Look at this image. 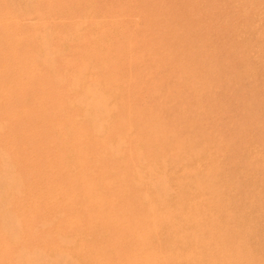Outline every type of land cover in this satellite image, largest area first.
I'll use <instances>...</instances> for the list:
<instances>
[{"label":"rangeland","instance_id":"374dc122","mask_svg":"<svg viewBox=\"0 0 264 264\" xmlns=\"http://www.w3.org/2000/svg\"><path fill=\"white\" fill-rule=\"evenodd\" d=\"M70 1L0 0V115L16 117L7 121L1 140L15 138L7 146L21 176L11 189L21 184L30 188L16 192L15 202H0L12 263L46 264L59 258L58 252L45 248L46 239L56 234V207L48 201L64 189L62 181L68 177L61 171L50 175L56 157L49 140L56 129L57 103L65 100L61 98L68 86L51 84L56 73L69 71L67 61L81 58L80 42L70 40L69 31L74 18L84 13V94L93 96L84 101V123L93 117L100 96L105 100L100 106L108 112L96 128L116 124L113 115L123 118L116 124L121 134L114 139L125 143L120 153L124 166L116 167L126 175L125 184L118 187L124 195L118 206L136 203L133 189L139 187L150 195L143 201L157 199L159 211L178 227L173 249L170 234L158 227L155 249L161 256L171 251L168 262L192 245L187 242L191 235L200 232V241L207 235L208 242L211 237L217 240L218 232L220 241L214 245L225 253L217 250L219 256L235 260V253L238 264H264V0ZM108 40H115L112 47ZM48 56L52 60L46 65ZM104 59L112 64L103 66ZM97 75L116 80L113 97L105 99L108 91L96 86ZM130 128L135 133L131 138ZM26 143L32 145L31 156ZM88 149L98 146L91 142ZM102 155V164L113 168L117 155L112 150ZM30 171L35 172L32 181ZM133 172L139 187L132 185ZM9 174L0 173V195L12 183L14 173ZM101 176L112 179L97 171L89 179ZM110 191L104 187L103 197ZM38 193L36 217L43 216L47 223L25 242L35 251L23 250L16 239L25 230L17 227L14 212L31 204ZM177 209L186 214L179 218ZM113 237L99 240L104 252ZM201 243V250L196 249L199 257L206 252ZM136 248L130 245L127 250ZM218 259L216 264L221 263ZM189 262L196 264L188 259L180 264Z\"/></svg>","mask_w":264,"mask_h":264},{"label":"bare ground","instance_id":"6f19581e","mask_svg":"<svg viewBox=\"0 0 264 264\" xmlns=\"http://www.w3.org/2000/svg\"><path fill=\"white\" fill-rule=\"evenodd\" d=\"M77 2L78 1L76 0L70 1V3L74 5ZM9 18L11 19L13 18V16L10 15ZM84 19H85L84 13H82L79 16H76L73 20L72 27L70 28L69 31V36H70L69 39L80 42L79 48L82 50L81 58L77 62L67 61L66 65L69 71L66 72L65 75L56 73L54 77V82L51 84L52 87H55V84L64 83L65 85L68 86V89L62 95L63 98H61V99L65 98V100L64 101L61 100L57 103V109L54 112V117L56 118L55 121L56 129L54 131V134L52 135L51 140L49 141H50L51 150L56 158L51 163L52 171L50 175L51 176L57 175L58 172L61 171L62 173L66 174L68 178L62 181V184L65 185L64 189L58 192L55 191L54 193L55 196L49 198L48 201L49 204H52L53 206L56 207L54 209L55 212L54 220L56 221L55 224H53L56 227V234L46 239L45 248L48 249L49 251L50 249H52L53 250L52 253L58 252L57 255L59 254V258L51 261L48 260L45 263L46 264L49 263L50 264H180L183 263L185 259L186 260L188 259L194 261L196 264H216L218 262L217 260H219L218 258H220V262L222 264H235L236 260L239 261L237 259L238 255L236 256L235 253H232L236 259L233 260L230 258L231 259L230 260L228 259V257L221 255L222 254L221 250L223 251L224 249H222L220 246L219 247L221 249L219 247L218 248L215 247L216 244H218L217 240L219 239L218 236L220 235V234L217 235L218 232L216 234L217 240H214V237H211V239L208 242L204 241L207 237L206 235L207 232L205 234L206 235L205 238H203L202 241H200L201 237L198 238L197 236L200 234V232H198L199 234L191 235L190 236L191 238L189 237L187 239L188 240L187 242L191 243L195 248L191 249L192 245H190L185 249V251L176 252L175 258L169 260V262L168 259L172 257L171 251H169L167 255L164 254L165 256L163 255L161 256L160 253L156 251L154 245L155 239L157 240L156 236L159 233H161L158 227L159 226L164 227L165 228L164 231L170 234L171 247L172 246L175 247L176 241L179 240V238L177 239L178 235L177 236L174 235L176 234V230L178 227L177 225H175L173 220L171 221L170 218L163 216V214L164 215L166 214L165 212H162L163 213L162 214L159 211L158 201L156 198L153 199L148 198L147 201H143L145 196H150V195L147 193L146 190L141 191L138 185L140 184L139 179L137 180V182L135 180L136 186L139 188L133 189L134 197L137 198L138 201L131 205L118 206V203L122 201V196H124L119 191L118 187L121 186L122 184H125L126 175L125 173H119L116 167L124 166L123 158L121 157L122 156L121 154L123 152L125 143L120 140L115 142L114 139L115 137H118L121 134L117 132L116 124L119 123L121 121L120 119L123 118L120 115H113V117L116 116L114 118V122L116 124L110 122L112 124L107 123L101 129L96 128L97 122H99L98 120H101V117H103V115L106 116V113L108 112V110L105 107L100 106L101 102H105V100L102 99L104 97H101L99 95L100 98L97 100L98 101L97 106L92 111L93 117L87 119L84 123V115H85L84 101L86 98L93 97L89 93L84 94L85 93L84 77L88 73V68L84 66L87 65L84 62V21H85ZM101 28L102 26L100 27V29ZM107 42L109 47H112L114 45L115 40H108ZM95 55L96 56L100 55V52L96 51ZM51 60H52L51 57L48 56L45 61L46 65L51 63ZM111 64H112L111 59H104L103 66H110ZM14 67L15 66L13 65L10 66V68H14ZM92 76L94 75H91L90 77ZM22 77L23 75L19 74V78L22 79ZM96 82L98 84L96 86L98 87L102 86L107 89L109 96H107V98L105 99L113 97L114 91L112 89L116 85L115 83L116 80L114 78L108 79L104 77L101 78L98 76ZM187 83H189V81ZM17 84L18 82H16L14 85ZM16 87H18V85ZM11 118L13 119L16 117H14V115H11L8 118L4 115H0V129H1L0 130V164L2 165V166L0 165V167H4V171L2 170V172L0 173H2V176L4 175L7 176L10 175L9 173H14V178L12 180V183L9 184V187H5L3 193L0 195L1 196L0 202H4V201L7 202V200H10L11 202H15L16 199L15 197H13V195L16 192L20 191L24 193L30 189V188H26L24 184L23 185L21 184V186H19L17 189L14 190L11 189L13 185L14 186L17 185L18 179L21 176L19 171L17 172L14 169V165L13 162L11 161L9 154V148L7 146L13 140H15V138H12L8 141L1 140L3 135L2 132L9 124L7 121L10 120ZM130 126L133 128L132 123H130ZM153 129L154 128L152 127L150 130L153 131ZM132 130L130 128L129 130L130 132L128 133V137L130 138L133 137V135L135 134V133L133 134ZM91 142L96 143V145L98 146L97 150L91 151L88 149V145ZM24 147L27 151V155L29 154L31 156L33 151L32 145L30 143H26ZM110 150H112L113 153L117 155L116 161L114 162L115 166H113V168H110L109 165L102 164L103 162L101 157L103 156L102 154ZM88 160L91 162L88 163ZM93 171H97L100 175L103 176L104 175L112 176L111 177L112 179L104 178V177L102 178L101 176V178L96 181L90 180L89 176ZM135 174L137 176V172L136 173L133 172L130 175L131 180L133 176L135 177ZM28 176L31 181L34 180L35 172L30 171L28 173ZM132 185L135 186L133 180H132ZM104 187L111 189L110 191L111 194L107 198L103 197ZM40 196H41L40 193L34 196L32 195L33 202L31 204L22 206L21 208L18 209V211L15 212L13 211L17 215V221H16L17 227L20 230L22 229L25 230L22 232V235L16 239L17 243L18 242L21 243V248L23 250L25 248L30 251L34 250L33 248L29 247V245L26 244L25 242L31 236V234L36 228L40 229V226H43L47 223L46 219L43 216H41L39 219H37L36 217V211L38 209ZM195 200L197 199L195 198ZM115 211H117L118 213L112 214ZM179 211L180 209H177V213ZM184 212L180 211V213H178V216H180L179 218L183 217L186 214V213L184 214ZM193 212L195 214V210ZM199 213H197L195 216H197ZM197 217L199 218V216ZM215 227L213 226L212 229L217 230L218 228ZM4 229H5V224H2L0 222V264H13L12 263L13 251L10 248H8L9 238L7 233H5ZM101 229H104L102 233L100 232ZM112 231L115 233H113ZM211 234L213 236L214 233L212 232ZM211 234L208 235L211 236ZM110 235L113 236L115 235V237H113L108 241V243L106 244L108 247V251L104 252L101 249L102 243L99 240L105 237V241H107L109 238L106 239V236H110ZM227 237L225 239H227ZM215 241L216 244L214 245ZM201 242H204V246L208 254L205 251H203V253L201 252L203 256L199 254L200 255L199 257L196 253L199 250H201L200 246H203L202 245L203 243ZM130 245L138 246V248L127 250V247ZM223 248H226V246H224ZM241 248H243V246ZM196 249L199 250H197L196 252ZM205 249L202 248V250ZM217 250H219V253L221 252L220 254L221 257L217 254L218 252L216 253ZM205 253L207 255H205ZM226 253L228 252L226 251ZM223 254H225L224 251ZM215 256H217L218 258ZM111 258H113L112 261ZM50 259L52 258L50 257ZM160 259L161 260L163 259V262H160L159 261ZM24 263L29 264V261H25L19 264H24Z\"/></svg>","mask_w":264,"mask_h":264}]
</instances>
